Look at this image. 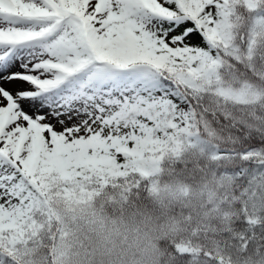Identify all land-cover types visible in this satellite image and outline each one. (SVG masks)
I'll return each mask as SVG.
<instances>
[{"label":"snow or ice","instance_id":"6c2138e0","mask_svg":"<svg viewBox=\"0 0 264 264\" xmlns=\"http://www.w3.org/2000/svg\"><path fill=\"white\" fill-rule=\"evenodd\" d=\"M188 151L235 183L168 264H264V0H0V264L167 191Z\"/></svg>","mask_w":264,"mask_h":264},{"label":"clouds","instance_id":"9594fccd","mask_svg":"<svg viewBox=\"0 0 264 264\" xmlns=\"http://www.w3.org/2000/svg\"><path fill=\"white\" fill-rule=\"evenodd\" d=\"M234 183L221 181L213 172L195 182L172 177L162 182L167 191L150 192L131 204L112 205L110 198L101 197L94 205V218L69 227L54 244L46 243L39 256L46 257L45 264H168L169 244L188 239L193 225L223 230V213L214 209L231 195ZM209 203L213 209L206 211Z\"/></svg>","mask_w":264,"mask_h":264},{"label":"trees","instance_id":"16d2710c","mask_svg":"<svg viewBox=\"0 0 264 264\" xmlns=\"http://www.w3.org/2000/svg\"><path fill=\"white\" fill-rule=\"evenodd\" d=\"M163 167L165 169L174 168L176 172L180 173L179 176L188 177L190 182H195L204 177L205 170L208 169L209 165L206 157L201 156L198 152L188 151L175 164L165 159Z\"/></svg>","mask_w":264,"mask_h":264}]
</instances>
